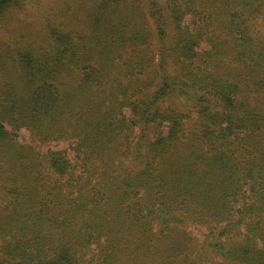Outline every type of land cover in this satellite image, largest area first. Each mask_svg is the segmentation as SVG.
I'll use <instances>...</instances> for the list:
<instances>
[{"label": "trees", "instance_id": "16d2710c", "mask_svg": "<svg viewBox=\"0 0 264 264\" xmlns=\"http://www.w3.org/2000/svg\"><path fill=\"white\" fill-rule=\"evenodd\" d=\"M89 3L0 79V264H264V0Z\"/></svg>", "mask_w": 264, "mask_h": 264}, {"label": "rangeland", "instance_id": "374dc122", "mask_svg": "<svg viewBox=\"0 0 264 264\" xmlns=\"http://www.w3.org/2000/svg\"><path fill=\"white\" fill-rule=\"evenodd\" d=\"M89 6V0H19L0 20V79H8L9 75L17 73L18 66L13 58L19 50L29 49L31 44V48L42 49L47 44L44 43L46 38L48 39L51 25H69L71 21L85 17ZM6 70L8 75L5 74ZM17 140L33 146L43 154L48 149H70L68 141L40 143L32 139L24 127L17 131ZM69 152L73 155L70 150ZM1 155L0 152V215L12 209V202H22L21 194L15 196L7 191L15 187L19 192L21 182L13 179L14 174L9 173V164L5 156ZM192 231L202 237V228L193 227ZM211 257H215V262L220 261L213 254Z\"/></svg>", "mask_w": 264, "mask_h": 264}]
</instances>
